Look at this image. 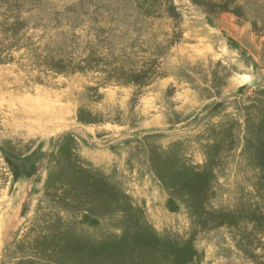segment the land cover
Instances as JSON below:
<instances>
[{"label":"rangeland","instance_id":"obj_1","mask_svg":"<svg viewBox=\"0 0 264 264\" xmlns=\"http://www.w3.org/2000/svg\"><path fill=\"white\" fill-rule=\"evenodd\" d=\"M0 264H264V0H0Z\"/></svg>","mask_w":264,"mask_h":264},{"label":"bare ground","instance_id":"obj_2","mask_svg":"<svg viewBox=\"0 0 264 264\" xmlns=\"http://www.w3.org/2000/svg\"><path fill=\"white\" fill-rule=\"evenodd\" d=\"M44 107H45V106H44ZM44 107H43V108H44ZM24 115H25V114H24ZM48 125H49V124H48Z\"/></svg>","mask_w":264,"mask_h":264}]
</instances>
